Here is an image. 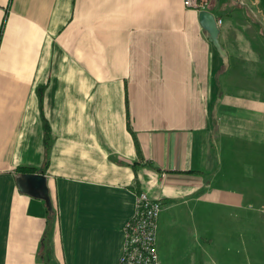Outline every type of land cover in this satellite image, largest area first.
Instances as JSON below:
<instances>
[{"label":"crops","instance_id":"1","mask_svg":"<svg viewBox=\"0 0 264 264\" xmlns=\"http://www.w3.org/2000/svg\"><path fill=\"white\" fill-rule=\"evenodd\" d=\"M208 9L227 60L183 0H0V264H119L141 191L160 264H264V0Z\"/></svg>","mask_w":264,"mask_h":264},{"label":"built area","instance_id":"2","mask_svg":"<svg viewBox=\"0 0 264 264\" xmlns=\"http://www.w3.org/2000/svg\"><path fill=\"white\" fill-rule=\"evenodd\" d=\"M183 3L201 10L208 9L209 0H183ZM216 20L221 26L223 19L216 17ZM162 207L161 200L149 196L147 192L137 194L135 214L124 225L119 264H160L157 229Z\"/></svg>","mask_w":264,"mask_h":264},{"label":"water","instance_id":"3","mask_svg":"<svg viewBox=\"0 0 264 264\" xmlns=\"http://www.w3.org/2000/svg\"><path fill=\"white\" fill-rule=\"evenodd\" d=\"M199 22L208 32L209 40L213 42L221 58L227 60V50L222 46L219 34L220 26L217 24L215 14L209 9H201L198 12ZM21 191L26 192L34 197L42 198L47 202L51 209V199L47 184V176L40 172L23 173L17 178Z\"/></svg>","mask_w":264,"mask_h":264},{"label":"rangeland","instance_id":"4","mask_svg":"<svg viewBox=\"0 0 264 264\" xmlns=\"http://www.w3.org/2000/svg\"><path fill=\"white\" fill-rule=\"evenodd\" d=\"M251 14H253V13H251ZM257 17H258V14L256 16L253 14V18L257 19ZM247 239L250 240V245H252V243H253L252 236L251 235L250 236H247ZM261 241H262V238L260 237L259 240H258L257 239V235H256L255 236V239H254V245L255 246L259 245L260 246L261 245ZM244 264H263V262H260V258L259 257L257 259H255L254 257H252L250 259L245 260Z\"/></svg>","mask_w":264,"mask_h":264}]
</instances>
